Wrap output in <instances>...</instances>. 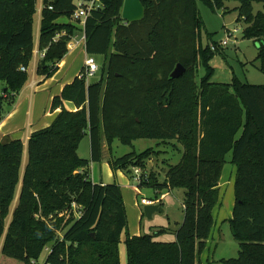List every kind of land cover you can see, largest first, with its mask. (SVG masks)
<instances>
[{"label": "trees", "instance_id": "trees-1", "mask_svg": "<svg viewBox=\"0 0 264 264\" xmlns=\"http://www.w3.org/2000/svg\"><path fill=\"white\" fill-rule=\"evenodd\" d=\"M228 1L239 3L235 10L237 21L245 23L244 38L259 42L255 61L264 74V0H142L145 16L131 23L122 18L124 0H101L89 12L85 49L102 57L99 78L77 76L66 85L52 101V109L61 111L49 127L30 135L27 146L21 139L0 143L4 257L32 264L49 246L50 264H122L119 244L126 233L125 264H201L231 153L235 202L228 222L239 252L220 264H264V85L244 82L235 73L230 82L212 81L211 61L224 47L206 29L199 9L202 3L217 12ZM256 3L262 10L255 12ZM37 6L38 0H0V89L6 94L0 96V121L29 80V72L21 68L31 65L35 50L45 51L37 75L51 77L68 53L71 36L82 32L78 21L58 23L62 16L71 19L74 0H42L36 38ZM62 31L68 36L55 40ZM204 31L212 44H203ZM178 64L185 72L175 78ZM199 67L204 74L198 80ZM65 101L77 110L66 109ZM86 136L90 159L78 153ZM138 139H156L160 147L182 146V156L175 164L162 160L157 171L148 170V162L168 152L160 147L115 155V140L133 146ZM104 142L112 170L132 178L134 167L142 169L149 181L138 187L155 189L156 200L165 190L184 189V220L176 240L155 239L166 228L128 233L120 185L91 179L90 164L102 161ZM73 202L80 206L79 216ZM65 212L71 215L68 220Z\"/></svg>", "mask_w": 264, "mask_h": 264}, {"label": "rangeland", "instance_id": "rangeland-1", "mask_svg": "<svg viewBox=\"0 0 264 264\" xmlns=\"http://www.w3.org/2000/svg\"><path fill=\"white\" fill-rule=\"evenodd\" d=\"M83 0H75V4L78 6L81 4ZM239 5L236 1H228L225 4V7L217 10V12H213L208 7L199 3L200 13L202 18L204 19L206 29L208 32L213 33L214 41L218 43L225 40L228 36V31H234L230 37L228 38V44L224 46L223 53L216 55L212 61L211 65L215 69V73L212 77V81L214 82H230L233 74L235 73L242 81L249 82L252 84L264 85V74L260 72L258 69L259 62L255 61L258 55L259 42L254 41L252 39H245L243 35V31L245 29L244 22H238V11L235 8ZM255 12L262 10V4L256 3ZM38 19V16H36ZM37 19L35 22V30H37ZM203 44H212V41L207 37L206 31L203 32ZM102 57H97L96 60L100 63ZM33 63H31L32 66ZM34 65V64H33ZM81 65V64H80ZM204 74V69L199 67V74L197 79ZM77 75V74H76ZM100 72L96 73V75L88 78L89 81H94L99 78ZM32 78V67L29 70V82ZM88 139L81 143V148L78 150L79 154L82 157H86L88 153H86ZM158 140L156 139H138L133 142V146H127L120 143L119 140H115L113 143V150L115 155L121 156L127 154L133 150L137 152H142L145 149L150 147H154L157 149ZM162 150H169L168 153H164L159 158H152V169L161 171L162 170V159H170L172 163H177L183 152V147L180 146L179 149H175L172 144L164 145L160 147ZM171 155H170V154ZM170 156H174V159ZM167 157V158H165ZM231 153L227 155L224 167L223 178H230V166H233L231 163ZM163 159V160H164ZM148 166H150V162H148ZM151 170V168H148ZM129 177V176H128ZM163 178V175L161 174ZM225 178V179H226ZM235 180V176L232 179ZM130 181L134 185L133 191L131 194V199L134 203L136 201L141 203L143 198L154 201V204L160 205L162 211H156L152 214V217H148L147 215H143L142 220L140 217L137 219V215L135 214L132 206L127 208L128 215V223L130 227H139L142 226V232L144 234H153L155 231L160 228H166L167 232L156 236L155 239L158 241L169 242L175 240V232L179 228L180 224L184 220V208H183V199L185 195V191L182 188L174 189L173 191H163L162 193L168 192L166 196L161 199V193L158 194V202L156 201V191L150 187L139 188L138 183L134 182L130 177ZM221 201L220 204L214 210V218L215 224L212 229L211 236L209 238V243L204 250V254L200 255V261L203 264H220L222 259H230L238 256L239 252V242L233 237L231 228L228 220H221V217H231L234 203V185L231 183L228 185V182L221 181V186H219ZM130 198V196H129ZM15 201L11 206V210H13L15 206ZM134 208V207H133ZM141 210L144 212V206L141 207ZM70 214L65 212V219L68 220L70 218ZM10 219V218H9ZM8 219V221H9ZM129 233V230H128ZM63 234V232H62ZM130 234V233H129ZM131 235V234H130ZM125 239L126 233L123 234L122 240L119 244L120 257L122 264L126 263V247H125ZM2 241L0 242V264H8L9 262H13L14 264H22L21 262L4 257L1 254ZM49 246H47L42 255L40 256L38 263L43 264L49 254ZM202 255L204 257H202Z\"/></svg>", "mask_w": 264, "mask_h": 264}, {"label": "crops", "instance_id": "crops-1", "mask_svg": "<svg viewBox=\"0 0 264 264\" xmlns=\"http://www.w3.org/2000/svg\"><path fill=\"white\" fill-rule=\"evenodd\" d=\"M41 10H42V0H38L37 15H36L38 16V19L36 18L37 19L36 38H38L39 35ZM70 21L72 20L67 18L66 16H62L58 19V23H62V24L68 23ZM80 26L81 28L83 27L82 25ZM37 51L38 49L35 50L34 59L32 61L34 65L32 64V66L30 65L28 67V72L29 70H31L32 67V78L30 82L28 81L26 83L24 88L17 95L15 103L8 108L7 113L0 121V143L15 139H21L22 141H24L25 146H27L28 139L32 133L44 129L46 127H49L54 121L57 114L61 111V108H58L56 110L52 109V101L54 97L61 95L64 87L72 83L74 79L77 76H79L81 70L84 67L85 59L87 57L85 43L81 42L75 48L68 50V53L63 58V60L60 63H58V70L53 76L44 77V76H39L36 73L37 63L41 59L40 51L38 52ZM64 106L66 109L70 111L77 110V107L74 105V103L70 101H65ZM85 138L88 139L86 146V153H88V155L86 157H82V155L80 154L79 155L82 158L90 159L91 158L90 137L86 136ZM85 138L82 140V142L85 140ZM80 148H81V144L79 146V150ZM167 151L169 152L168 149ZM103 153L104 155L102 161L91 162L90 164L91 179L93 183L95 184L117 183L118 185H120V187L122 188L126 210L127 208L132 206V209L137 215V219L138 217H140V220H142L144 212L141 210V207L145 206L146 204H142V202L138 203L137 201L136 203H134L133 200L131 199V194L134 185L130 181V176L128 177V175L121 170L118 171L112 170L109 162L111 157V152L106 142H104L103 145ZM170 157L174 159V156H170ZM151 162L152 161H150V166H148V168L152 169L153 165ZM26 163H27V150L25 148L23 165L25 166ZM229 169L232 175H230V178H226V177L223 178V174H224V168H223V173L219 186H221V181L223 182L225 180L226 182H228V185H230L231 183H233L234 185V181L232 179L235 176V170H236L235 166L234 165L230 166ZM166 194H168V192L162 193L161 199H163L166 196ZM17 201L18 198H16L15 200L16 202L15 205L17 204ZM150 201L152 200L150 199ZM156 201L158 202V200ZM231 217L223 216L221 217L222 218L221 220H229ZM128 230L131 236L144 234L142 232L141 225H139L138 228L128 226ZM175 240H176V235H175ZM207 243H209V240ZM202 254H204V252ZM202 257L204 256L202 255Z\"/></svg>", "mask_w": 264, "mask_h": 264}, {"label": "built area", "instance_id": "built-area-1", "mask_svg": "<svg viewBox=\"0 0 264 264\" xmlns=\"http://www.w3.org/2000/svg\"><path fill=\"white\" fill-rule=\"evenodd\" d=\"M100 5H101V0H83L81 2V4H79L77 6V9L72 14L71 20L73 22L78 21L79 24L83 26L82 32L80 34H76V35L71 36V38L68 42V50L75 48L81 42L85 43V41H86V35L84 32L85 19L91 10L99 8ZM235 32H236V30H234L233 32L232 31L228 32L227 38L225 40L219 42V44L222 47L226 46L228 44V38L230 37V35L232 33H235ZM62 36H68L67 32L62 31V32L58 33L55 37V40H58ZM212 49H215V47L213 45H212ZM40 55H41V58H43L45 56V51H41ZM21 69H22V71H28V67H25V66L22 67ZM98 71H99V64H98L96 58L94 56L87 54V57H86L85 63H84V70H83V72H80L79 77L80 78H82V77L89 78L91 76H94ZM4 95H6V94L0 89V96H4ZM132 179L134 182L139 184L142 181L148 182L149 176L148 175L143 176L142 169H140L139 167H134ZM141 202H142V204H153L154 203L153 201H150L146 198H143L141 200ZM72 208H73V212H74L75 216H79L80 215V210H79L80 206L77 203L73 202ZM59 234H60V238L63 239L62 231L59 232ZM48 251H49V254H51V252H52L51 247H49ZM49 254H48V256H49ZM48 256H47V258L43 264H50L47 261ZM32 264H39V263L36 260H32Z\"/></svg>", "mask_w": 264, "mask_h": 264}, {"label": "water", "instance_id": "water-1", "mask_svg": "<svg viewBox=\"0 0 264 264\" xmlns=\"http://www.w3.org/2000/svg\"><path fill=\"white\" fill-rule=\"evenodd\" d=\"M145 16V7L142 0H124L122 8V18L127 22L140 21ZM185 72V68L178 64L172 73V76L177 78ZM156 211H162L160 205L157 204H146L144 206V213L148 217H152V214Z\"/></svg>", "mask_w": 264, "mask_h": 264}]
</instances>
